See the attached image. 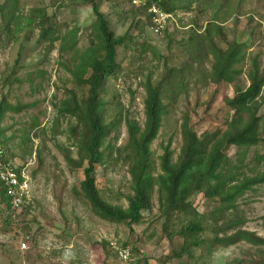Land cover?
I'll list each match as a JSON object with an SVG mask.
<instances>
[{"label":"rangeland","instance_id":"rangeland-1","mask_svg":"<svg viewBox=\"0 0 264 264\" xmlns=\"http://www.w3.org/2000/svg\"><path fill=\"white\" fill-rule=\"evenodd\" d=\"M17 1L21 16L18 27L14 21L5 32L0 16V102L3 99L5 107L0 140L7 156L29 176L31 193L25 204L28 208L23 209L19 221L12 222L6 219L8 208L5 211L4 198L0 197V264H264L258 249L264 245L245 241L216 246L212 252L206 244L184 249L186 240L192 239L181 231L193 216L174 213L166 222L157 192L151 207L143 210V219L132 227L94 212L80 188L87 162L82 166L69 164L65 157L68 153L74 160L78 158L80 133L73 129L80 126L75 117L59 109L69 90L75 88L71 56L95 40L96 16L86 0ZM97 1L116 35L128 31L136 38L132 49L119 47L121 70L109 77L102 93L107 120L119 119L107 142L117 147L127 142V118L144 124L147 81L159 85L166 106L159 134L151 145L156 160L166 145L177 157L185 118L201 139L225 130L233 114L226 99L234 96L235 85L250 83L249 57L258 55L261 66L264 64V0H228L233 15L217 21L222 29L213 33V42L223 50L237 38L249 43L245 57L226 71L231 81L219 83L211 78L212 53L191 51L189 41L195 30L203 32L211 21L213 8L205 6L206 0H175L176 20L167 25L168 35L164 31L153 33L147 15L126 0ZM185 5H189L188 10ZM33 8H45L50 24L59 32L60 38L50 50L48 43L40 40L36 19L31 23L27 19ZM76 92L81 94L79 88ZM259 112L264 113V104ZM236 150L231 146L227 151L234 161ZM258 153L264 154V146L248 151L249 175L264 170V157L258 162ZM116 156L114 153L97 166V185L108 201L127 206L125 195L131 192V176L128 166ZM190 200L206 227L200 238L208 240L215 227L209 214L217 203L201 192ZM238 206L246 218L244 229L264 237V183L239 198ZM114 246L128 247L130 258L120 257Z\"/></svg>","mask_w":264,"mask_h":264},{"label":"trees","instance_id":"trees-1","mask_svg":"<svg viewBox=\"0 0 264 264\" xmlns=\"http://www.w3.org/2000/svg\"><path fill=\"white\" fill-rule=\"evenodd\" d=\"M86 1L96 16L93 31L95 40H92L86 49L74 52L71 56L74 59L71 73L75 88L70 89L69 97L61 101L59 110L64 115L75 117L80 126L73 129L74 132L79 130L80 133L78 158L74 160L68 153L65 157L69 164L78 163L82 166L87 162L80 188L94 212L109 221L124 222L132 227L143 219V210L151 207L152 196L157 192L160 209L166 222L174 213L193 216L181 231L185 237L192 239L186 240L184 249L206 244L208 252H212L216 246L228 247L238 241H245L254 246L264 245V237L244 229L246 218L240 214L238 206L239 198L254 189V186L264 183V170L252 175L246 170L248 151L251 148H256L257 151L259 147L264 146V130H261L264 113L259 112L264 104L262 95L264 64L261 66L258 55L249 57L252 63V69L248 72L250 83L235 85L234 96L226 99L227 106L233 112L226 122V129L207 134L206 139H201L185 118L181 126L183 143L177 157H174V151L170 146L166 145L156 160L151 145L159 134L166 106L161 88L151 81L144 85L146 90L144 124L140 125L136 120L127 118V142L118 147L111 141L107 142L111 130L117 127L119 119L107 120L108 110L102 93L107 90L106 82L109 77L121 70L117 60L119 47L132 49L131 44L136 38L128 31L116 35L109 27L105 14L100 10L99 1ZM160 5L166 11L174 12L177 9L175 0H162ZM205 6L213 8V15L203 32L195 30L189 38L191 51L199 52L200 55L212 53L215 58L212 65V80L216 83L230 82L231 76L228 72L226 74V71L232 63H238L245 57V48L247 49L249 41L237 38L224 50L216 46L212 35L222 29L217 24L220 22L217 21H226L233 15L234 10L228 4V0H206ZM133 7L146 14L148 19L151 18L147 5ZM184 8L188 10L189 5H185ZM17 9V0L0 2V16L5 22L3 27L5 32L14 21L17 27L20 25L21 16ZM27 19L29 23L36 19L34 23L36 22L40 28V40L48 43V50L52 49L60 36L56 28L50 24L47 10L33 8ZM164 32L165 35L169 34L167 27ZM67 40L68 38L64 39L65 42ZM144 43L141 45L147 47L148 44ZM76 88L81 91L80 95ZM3 101L2 99L0 102V118L5 110ZM1 143L0 140V145L4 148ZM231 146L237 148L235 161L227 154ZM114 153H117L116 159H121L128 166L131 176V192L125 195L127 206L108 201L97 185L95 175L97 166L108 161ZM263 157L264 154L258 153L256 159L259 162ZM196 192L203 193L207 199H213L217 203L210 211L211 217L206 215L215 226L214 235L208 240L200 238L206 227L190 200ZM0 197L4 198L6 211L9 202L1 180ZM27 206H24L25 211ZM6 219L12 222L8 215ZM258 249L263 254L264 263V249Z\"/></svg>","mask_w":264,"mask_h":264},{"label":"built area","instance_id":"built-area-1","mask_svg":"<svg viewBox=\"0 0 264 264\" xmlns=\"http://www.w3.org/2000/svg\"><path fill=\"white\" fill-rule=\"evenodd\" d=\"M135 7L147 5L151 14V31L162 34L170 21H175L173 12L166 11L160 5L162 0H126ZM264 128V120L262 121ZM0 180L4 184L5 195L8 199V213L10 219L17 220L22 214L24 206L30 197L31 187L29 176L24 169L18 168L14 160L9 158L5 149L0 145ZM25 245V244H24ZM119 256L127 260L130 258V249L124 246H114Z\"/></svg>","mask_w":264,"mask_h":264}]
</instances>
